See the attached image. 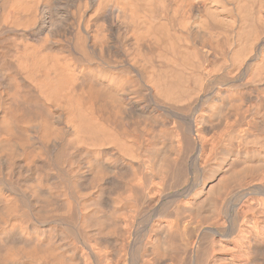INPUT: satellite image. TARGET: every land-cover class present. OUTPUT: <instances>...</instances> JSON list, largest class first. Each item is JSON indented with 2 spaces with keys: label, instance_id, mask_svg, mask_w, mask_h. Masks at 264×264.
Wrapping results in <instances>:
<instances>
[{
  "label": "bare ground",
  "instance_id": "bare-ground-1",
  "mask_svg": "<svg viewBox=\"0 0 264 264\" xmlns=\"http://www.w3.org/2000/svg\"><path fill=\"white\" fill-rule=\"evenodd\" d=\"M262 141L264 0H0V264H83L90 242L204 264L166 192L192 181L182 210L229 211L207 229L233 236L264 209Z\"/></svg>",
  "mask_w": 264,
  "mask_h": 264
},
{
  "label": "rangeland",
  "instance_id": "rangeland-1",
  "mask_svg": "<svg viewBox=\"0 0 264 264\" xmlns=\"http://www.w3.org/2000/svg\"><path fill=\"white\" fill-rule=\"evenodd\" d=\"M255 146L262 147L264 149V141L260 143H256ZM210 175H207L209 177ZM133 178V177H132ZM137 179V178H136ZM210 179L207 178L206 182ZM138 182V180H137ZM192 181L187 182L184 186L180 188V192H177L174 189H168L166 192V198L164 200V204L166 206L170 205L172 210L176 211V207H178V204H185V200L187 199V196L192 197L195 188L192 187ZM191 184V186H190ZM190 186V187H189ZM138 189V188H137ZM140 190V189H139ZM143 191V189H142ZM156 191V188L153 189V192ZM192 192V193H191ZM235 191H225L226 194H224V197L222 198V203L229 199V201L235 200V197H233ZM152 195L157 197L156 195L151 193ZM188 194V195H187ZM155 197V198H156ZM260 197V196H259ZM258 197V198H259ZM254 198L247 201L246 208L243 212H241L242 215H246V223L242 224L241 231H235L233 236L230 237H223L220 235H215L214 238L210 237L209 234L210 231L207 229V227L210 224H217V222H221L225 224V227L227 230H235V227L232 225V215L229 213V211H221L216 216H213L212 218L202 219L201 217H198L195 212L191 211H184L183 205L180 206V210L183 211L181 215V222L178 227V236L180 235V238H190L191 243L194 244L196 242L195 250L197 249V255L202 256L204 258V264H241V261L239 260V257L241 255L242 250H245L247 252V264H264V209L263 206L258 205L254 202V200L258 199ZM253 200V201H252ZM180 201V203L178 202ZM185 201V202H184ZM177 206H176V204ZM221 201L219 202V204ZM148 205V208H147ZM146 205V210H142L140 212V216L138 215L135 220V228L131 229V232H134L133 234L126 233L127 236H138L137 238L134 237L135 242L139 243L143 241L144 236L148 233V229H150L151 225L156 221L155 218V211H153V206H151L149 203ZM149 205L151 207H149ZM175 205V209H174ZM223 206V204H222ZM145 211V212H144ZM158 211V210H156ZM155 215H154V213ZM200 218V219H199ZM141 222H140V221ZM255 220H259L260 224H255ZM140 223H139V222ZM138 224H137V223ZM137 226V227H136ZM146 230V231H145ZM237 230V229H236ZM143 231L146 232V234H143ZM225 233V232H223ZM139 234V235H138ZM143 236H140L142 235ZM223 235V234H222ZM140 237V238H139ZM210 238L213 240L211 241ZM142 241H141V240ZM139 240V241H138ZM133 241V240H132ZM80 242V241H79ZM80 245L82 242L79 243ZM90 245L93 244L92 242L89 243ZM79 245V246H80ZM80 246L81 248L83 247ZM89 247L82 248L84 255V263L83 264H96V259L99 256L98 260L100 264H103V257L104 255L111 259L112 264H131L132 262L136 264L137 260H134L131 256V251L133 249V246H124L119 245L117 248H114V251H110L108 254H105L107 251V248L97 246L94 244ZM134 245V244H132ZM129 247V248H128ZM88 248V249H87ZM131 248V249H130ZM183 255H181L182 257ZM185 264H193L194 258L192 259H185ZM164 264H178L176 261H167Z\"/></svg>",
  "mask_w": 264,
  "mask_h": 264
}]
</instances>
